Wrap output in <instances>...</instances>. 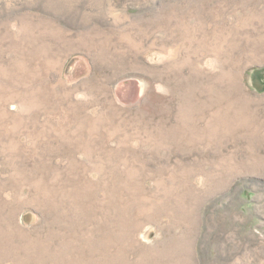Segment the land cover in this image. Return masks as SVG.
<instances>
[{"label": "rangeland", "instance_id": "374dc122", "mask_svg": "<svg viewBox=\"0 0 264 264\" xmlns=\"http://www.w3.org/2000/svg\"><path fill=\"white\" fill-rule=\"evenodd\" d=\"M0 264H264V0H0Z\"/></svg>", "mask_w": 264, "mask_h": 264}]
</instances>
